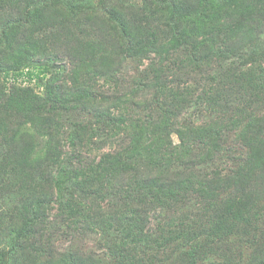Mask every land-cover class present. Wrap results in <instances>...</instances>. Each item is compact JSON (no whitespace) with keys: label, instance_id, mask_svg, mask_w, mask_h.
Segmentation results:
<instances>
[{"label":"trees","instance_id":"obj_1","mask_svg":"<svg viewBox=\"0 0 264 264\" xmlns=\"http://www.w3.org/2000/svg\"><path fill=\"white\" fill-rule=\"evenodd\" d=\"M110 1L0 2V173L29 194L0 264L56 232L98 247L54 264H264V0ZM56 6L69 40L102 9L118 47L62 59ZM127 56L149 61L123 85Z\"/></svg>","mask_w":264,"mask_h":264},{"label":"rangeland","instance_id":"obj_2","mask_svg":"<svg viewBox=\"0 0 264 264\" xmlns=\"http://www.w3.org/2000/svg\"><path fill=\"white\" fill-rule=\"evenodd\" d=\"M2 1L3 0H0V2ZM118 1L120 2V0H112L110 2L118 3ZM139 1L140 0H133L134 4L129 9H138L140 7ZM101 3L102 0H89V3H86V5L90 7H97L100 6ZM5 8H7L6 11L9 13L14 12L13 15H17V13H20L18 11L15 12L10 4H6ZM6 11L2 10L1 13H3V15H6ZM47 15L49 18V24L54 22L57 23V25L54 29L47 30L46 35L48 34L50 38H53L56 43V51L64 60L68 59V49L71 50V47H74L76 48L78 53H82L85 58L86 64L89 63L94 67L97 65V61L99 59L97 57H100L98 56L100 54V49L105 50V48L109 47L110 45L114 48L118 47L117 43L114 44L109 35L105 33L106 25L102 23V19L105 20L107 14L102 9H100L98 16H96L98 18L95 22H89L87 24L83 23L79 25L74 34L78 41L75 40L76 38L74 40L67 39L64 35L65 33L59 29L60 22L62 21L60 17L61 13L59 7H54L52 11L47 12ZM80 17H82V15ZM53 34H56V36ZM97 49H99V53L96 52ZM82 51L85 52V54H83ZM96 53H98L97 56ZM87 55L91 56L92 58L88 57ZM104 55V60L112 61L113 59L115 61V57L112 54L104 53ZM151 56L154 55L152 54ZM70 59L72 60L71 57ZM72 61L74 63V58ZM148 61L149 60L144 59L143 64H139L140 60H138L137 57L127 56L126 58H121L119 61L120 64L118 65V69L121 72V83H123V85L125 83H128L130 78H132V76H136L137 72L140 69H143ZM80 63H82L80 60L77 61L78 65ZM29 83L33 84L36 87L37 91H42V88L37 85V82L35 80H31L24 75L19 77V84L28 85ZM174 140L176 142L178 141L176 135H174ZM1 175L2 173H0V178ZM259 175V180L263 183L262 186L264 187V167L260 170ZM27 190V183L25 181L18 180V178H16V174L14 173V171L10 170V168L6 173L2 175V182L0 181V248L8 247L7 239L9 238L7 237L13 236L12 223L14 222L13 219L17 215L19 210V206L17 204H19L20 198L25 199L26 196L29 195L27 194ZM69 235L70 234L59 235L57 234V232L55 234L48 235L52 243V245L50 246L52 248V250L50 249V251L52 252L50 253H46L43 251L38 252L36 250L37 248L33 245L27 246L23 250L19 251L17 258L22 261V264H54V262H56L58 259L56 252L63 251L69 246L77 248L79 251L84 250L88 252H92L98 247L97 240L92 234H90L89 236H82L77 234H73V236ZM44 245L45 244H43L42 246Z\"/></svg>","mask_w":264,"mask_h":264}]
</instances>
